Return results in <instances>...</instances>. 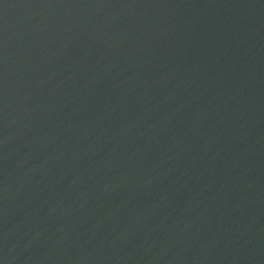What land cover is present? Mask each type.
Listing matches in <instances>:
<instances>
[{"label": "water", "instance_id": "95a60500", "mask_svg": "<svg viewBox=\"0 0 264 264\" xmlns=\"http://www.w3.org/2000/svg\"><path fill=\"white\" fill-rule=\"evenodd\" d=\"M0 264H264V0H0Z\"/></svg>", "mask_w": 264, "mask_h": 264}]
</instances>
